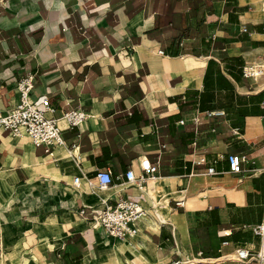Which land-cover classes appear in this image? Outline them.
Returning <instances> with one entry per match:
<instances>
[{
	"label": "crops",
	"instance_id": "obj_1",
	"mask_svg": "<svg viewBox=\"0 0 264 264\" xmlns=\"http://www.w3.org/2000/svg\"><path fill=\"white\" fill-rule=\"evenodd\" d=\"M172 1L0 0V110L30 74L53 117L87 114L60 120L49 152L0 128V264H258L234 249L258 248L263 214L264 76L243 75L264 54L260 0H175L182 21ZM228 154L246 156L240 173ZM99 170L112 173L105 189L89 184ZM119 198L147 212L133 237L89 219Z\"/></svg>",
	"mask_w": 264,
	"mask_h": 264
},
{
	"label": "built area",
	"instance_id": "obj_2",
	"mask_svg": "<svg viewBox=\"0 0 264 264\" xmlns=\"http://www.w3.org/2000/svg\"><path fill=\"white\" fill-rule=\"evenodd\" d=\"M260 10L262 13V24L264 28V0H260ZM244 31L246 28L243 26ZM245 77L264 76V54L248 66L243 68ZM34 86V76L26 75L17 82L19 98L17 103L10 109L0 110V128L13 136H28L35 145H42L45 151L64 143L61 129L58 125L60 120L67 124L78 126L87 117L86 112L80 108L63 111L59 117H53L55 108L50 104L47 97H42L39 102L30 96ZM222 111L208 112L206 116H221ZM264 128V115L262 116ZM181 123L183 121H180ZM192 124L198 123L195 117L190 121ZM227 161L231 173L241 172V163L246 161L245 155L228 154ZM142 168L152 174L156 172L157 165L150 164L147 160L142 161ZM207 174L215 175L217 172L212 166L207 168ZM126 181L130 184L141 185L142 177L137 178L133 170L125 172ZM79 176L73 178V185H79ZM113 181L112 173L109 170H99L95 173L89 184L99 189L107 188ZM181 206L182 201L176 203ZM84 214L83 211H81ZM145 208L136 200L130 198H119L114 205H106L98 213L90 215L89 219L94 227L102 228L110 236L118 239H125L135 236L138 232L137 223L146 216ZM254 235L258 236L259 244L255 251H249L246 247L238 246L234 249V258L237 260L253 259L258 264H264V203L261 221L251 226ZM227 244L223 241L222 245ZM166 264H184L180 259H173Z\"/></svg>",
	"mask_w": 264,
	"mask_h": 264
},
{
	"label": "trees",
	"instance_id": "obj_3",
	"mask_svg": "<svg viewBox=\"0 0 264 264\" xmlns=\"http://www.w3.org/2000/svg\"><path fill=\"white\" fill-rule=\"evenodd\" d=\"M197 0L194 1V6L196 7L197 4ZM175 4V0H173L172 2L168 3V11H167V15L169 17L170 21H173L175 17H179V21H182L184 18L183 14H174L173 10V5ZM181 24V23H180ZM178 24V25H180ZM175 29V36H177L178 39H180L182 36H186L187 32L185 28H181V26H173ZM176 40L175 38L173 39V41ZM178 46L175 45V43H172L168 46V48H166L167 50H170L171 52L177 54L178 53Z\"/></svg>",
	"mask_w": 264,
	"mask_h": 264
}]
</instances>
